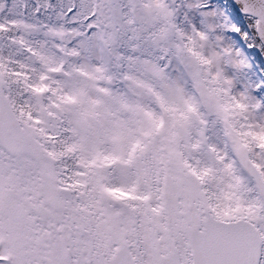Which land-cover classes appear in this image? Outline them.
Masks as SVG:
<instances>
[{
    "label": "snow or ice",
    "instance_id": "6c2138e0",
    "mask_svg": "<svg viewBox=\"0 0 264 264\" xmlns=\"http://www.w3.org/2000/svg\"><path fill=\"white\" fill-rule=\"evenodd\" d=\"M0 264H264V0H0Z\"/></svg>",
    "mask_w": 264,
    "mask_h": 264
}]
</instances>
